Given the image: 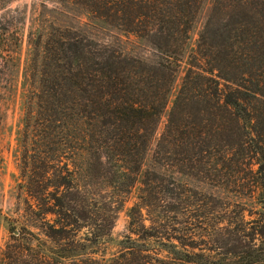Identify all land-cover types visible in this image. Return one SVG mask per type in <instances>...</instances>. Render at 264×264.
<instances>
[{"label": "trees", "instance_id": "obj_1", "mask_svg": "<svg viewBox=\"0 0 264 264\" xmlns=\"http://www.w3.org/2000/svg\"><path fill=\"white\" fill-rule=\"evenodd\" d=\"M59 1L146 39L160 59L148 63L69 27L38 37L35 114L25 116L35 126L26 191L37 203L27 205L0 264H264V0H214L194 48L205 0ZM9 37L0 26V47ZM153 143V161L170 174L143 170ZM83 170L123 205L137 192L128 210L135 237L101 261L86 250L114 215L74 184ZM87 219L97 231L80 236Z\"/></svg>", "mask_w": 264, "mask_h": 264}, {"label": "rangeland", "instance_id": "obj_2", "mask_svg": "<svg viewBox=\"0 0 264 264\" xmlns=\"http://www.w3.org/2000/svg\"><path fill=\"white\" fill-rule=\"evenodd\" d=\"M214 0H205L197 22L191 33V47L194 48L206 19L212 9ZM1 28L11 35L6 47H0V257L10 235L18 233L20 222H23L27 205L35 207L37 201L26 191L28 177L32 174L31 159L35 144L32 143L35 126H26L25 116L35 114L34 95L37 92L38 76L43 49L37 44L41 34H45L50 26L69 27L86 35L90 39L104 45L121 50L123 53L137 57L148 63H156L160 59L158 50L146 39L135 34L124 32L104 22L90 19L85 12L70 2L59 0H0ZM17 37V41H16ZM42 40V39H41ZM17 43V44H16ZM186 62L178 73L176 89L181 85ZM165 117L160 124L163 129ZM32 124V121H31ZM24 140V141H23ZM155 143L148 150L143 170L154 168L161 173L170 174L171 170L153 161ZM44 158V154H41ZM79 162H84L80 158ZM51 171L48 172V175ZM47 175V176H48ZM177 180L186 182L189 187L204 195L223 196L219 189L199 181L197 178L173 172ZM46 180V179H45ZM44 179L42 181H45ZM74 184L79 190L97 194L94 200L100 213L114 215L112 223L106 229L96 246L86 252L94 251L92 257L101 261L109 258L121 249V242L126 235L130 218L128 210L136 199L132 193L123 205V199L115 195V190L106 186L95 177L80 171L74 177ZM246 202V201H245ZM146 217V210H143ZM46 217L45 222L48 221ZM92 219H87L80 229V236H90L96 232ZM144 223L149 226L150 220ZM40 224V222L38 223ZM41 235V232L32 228ZM135 237L134 234H131ZM156 248L158 245L150 241ZM94 248V249H92Z\"/></svg>", "mask_w": 264, "mask_h": 264}]
</instances>
